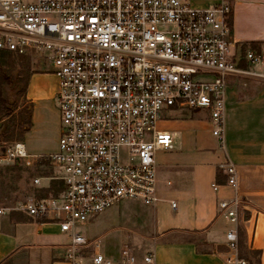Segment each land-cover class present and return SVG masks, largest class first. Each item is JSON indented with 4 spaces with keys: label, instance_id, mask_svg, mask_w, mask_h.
<instances>
[{
    "label": "built area",
    "instance_id": "obj_1",
    "mask_svg": "<svg viewBox=\"0 0 264 264\" xmlns=\"http://www.w3.org/2000/svg\"><path fill=\"white\" fill-rule=\"evenodd\" d=\"M231 16L230 0L205 7L188 0H0V52L50 67L60 118L56 152L32 157L16 142L2 147L0 162L31 167L43 160L63 183L56 196L30 195L0 206V215L19 211L56 222L68 237V264H158L152 250L127 244L110 258L77 227L122 201H160L155 155L173 149L171 134L157 130L164 111L208 112L223 147L229 80L264 81V48L236 52ZM218 168L235 192L216 206L231 226L223 261L250 264L239 255L236 167L223 160Z\"/></svg>",
    "mask_w": 264,
    "mask_h": 264
},
{
    "label": "crops",
    "instance_id": "obj_2",
    "mask_svg": "<svg viewBox=\"0 0 264 264\" xmlns=\"http://www.w3.org/2000/svg\"><path fill=\"white\" fill-rule=\"evenodd\" d=\"M208 3L209 0L191 1L196 7H205ZM230 3L234 50L263 49L264 0H230ZM44 71L30 78L26 92L32 106L30 126L16 141L22 143L32 157L56 152L60 134L59 112L57 106L54 107L57 79L46 68ZM49 77L55 84L48 85L44 79ZM247 80L250 79L229 80L223 147H219L212 135L208 112L164 111L157 122V130L171 134L173 149L159 150L155 155L160 201L154 206L139 203L142 208L127 203L134 201H122L87 224L94 226L96 220L115 219L136 225L145 238L135 236L126 244L142 250L140 252L152 250L158 264H224L225 233L231 226L217 216L216 206L218 201L230 199L235 193L225 185V173L218 168L220 162L228 160L236 167V194L243 201L238 214L240 255L247 256L244 259L250 264H264V81L254 79L261 82V86L253 90L242 86ZM38 84H44L42 94ZM37 96L43 100L40 104ZM47 112L58 115L52 142L45 136L48 128L51 129ZM42 163L43 160H37L33 166L25 168H41L44 167ZM53 177H34L41 178L42 182L39 187L33 185L31 195L52 196L50 184L57 182ZM212 184L218 188L214 190ZM172 202L175 208L171 207ZM0 206L10 209L14 204L0 203ZM67 243V235L60 233L51 219L34 218L19 211L0 215V264L23 256L28 264H68L64 259ZM124 245L116 246L115 253L105 249L102 253L117 259Z\"/></svg>",
    "mask_w": 264,
    "mask_h": 264
},
{
    "label": "rangeland",
    "instance_id": "obj_3",
    "mask_svg": "<svg viewBox=\"0 0 264 264\" xmlns=\"http://www.w3.org/2000/svg\"><path fill=\"white\" fill-rule=\"evenodd\" d=\"M188 1L191 2L193 0ZM4 62L6 63L5 72L12 76V80L14 83L10 85L4 84L0 87L1 98L4 99L9 105L11 104V108L13 109V111L12 115L9 117H0V147L9 146L14 142L19 141L20 138L24 135L25 130L27 129L25 119L28 117L30 119L32 108L31 104L28 101L26 93L30 78L34 73H44L45 68L46 70H50L49 66L44 65L43 61H40L34 56H17L13 54L11 55V57L5 58ZM44 80L48 83V85L55 84L54 79L51 77L47 79L45 78ZM234 82L235 84H238V80H235ZM43 85L44 84H42V86L38 84V90L41 94L43 93L44 89ZM242 86L245 88H252L253 90H257L261 86V82L250 79L242 83ZM36 99L39 104L43 101L39 96H37ZM55 106L56 105H54V107ZM200 112L198 111V113ZM3 113L4 112L0 108V114ZM47 113L49 120L48 124L51 127L52 131L48 128L45 136H47L46 138L49 142H52L51 137L56 132L54 131V128L58 127V115L52 112ZM1 130H5V132L7 133V136H5L3 139L1 138ZM52 145L54 144L52 143ZM16 163L17 162L7 161L0 162V183L5 180L7 181V178L9 177L8 175H1V173H4L5 168L13 166V164ZM21 167H23L21 168L22 170L17 172L18 180L13 181V188L15 190L9 194L10 199L0 200V203H2V205L12 206L14 204L15 206V202L23 200L25 196L31 195V192L34 189L33 178L36 176H41L40 173L43 169H46L48 172L50 171L51 175L55 176V171L50 165L48 167L46 166L41 168H25V166L22 164ZM3 188L4 187L0 185V190H3ZM2 194H4L3 191H0V196ZM127 203L131 204L135 208H142L139 203ZM109 213H111V211ZM97 216H95L94 218H96ZM96 221L97 223H95L94 226H89L88 224L78 225L77 230L86 237H91L92 239H96V241L99 240L101 252L103 251V249H105L108 253H115L117 250L116 246H121L126 243L128 244L129 242H131V240L135 239V236H143L142 238H145L143 231L138 229L136 225L116 222L115 219H111L106 222L103 219H99ZM91 254L89 252L85 255L91 256ZM240 256L243 258H247V256H243L242 254ZM23 257L24 258L17 259L16 261L13 260V262H10L8 264H28L25 256ZM85 263L89 264L88 261H86Z\"/></svg>",
    "mask_w": 264,
    "mask_h": 264
},
{
    "label": "trees",
    "instance_id": "obj_4",
    "mask_svg": "<svg viewBox=\"0 0 264 264\" xmlns=\"http://www.w3.org/2000/svg\"><path fill=\"white\" fill-rule=\"evenodd\" d=\"M11 53H5V52H0V87L4 84L10 85L13 84V80H12V76L10 74H8L7 72H5V67H6V63L5 58L11 57ZM0 108L2 109V111L4 112L3 114H0L1 116L4 117H9L12 115V111L13 109L11 108V104L9 105L4 99L1 98V92H0ZM25 124L26 127L29 128L30 123H29V117L25 119ZM27 130V129H26ZM2 131V130H1ZM5 136H7V133L5 132V130L2 131L1 134V138L3 139ZM44 165V167H48L49 164L45 161H43L42 163ZM21 165L19 164H13V166H9L7 168H5L4 173H1V175H8L9 177L7 178V181H2L0 183L1 186H3V191L4 194H2L0 196V200H7L9 199V193L12 192L13 190H15L13 188L14 182L13 181H17L18 180V174L17 172H19L20 170H22ZM41 176L44 177H49L51 176L50 171L48 172L46 169H43L40 173ZM50 190L53 191V196H56L59 192H61L63 190V183L61 181H57V182H51L50 184ZM47 196V195H46Z\"/></svg>",
    "mask_w": 264,
    "mask_h": 264
},
{
    "label": "water",
    "instance_id": "obj_5",
    "mask_svg": "<svg viewBox=\"0 0 264 264\" xmlns=\"http://www.w3.org/2000/svg\"><path fill=\"white\" fill-rule=\"evenodd\" d=\"M3 154V148L2 147H0V155H2ZM17 163H20V161L19 160H17L16 161Z\"/></svg>",
    "mask_w": 264,
    "mask_h": 264
}]
</instances>
